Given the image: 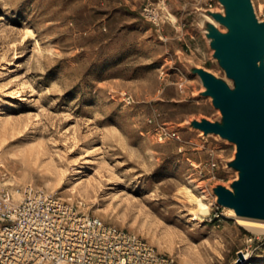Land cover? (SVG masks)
Here are the masks:
<instances>
[{
  "label": "rangeland",
  "instance_id": "374dc122",
  "mask_svg": "<svg viewBox=\"0 0 264 264\" xmlns=\"http://www.w3.org/2000/svg\"><path fill=\"white\" fill-rule=\"evenodd\" d=\"M252 1L264 21V0ZM148 3L158 9L157 24L142 15ZM207 9L221 5L0 0V188L16 196L20 187L42 188L178 264H234L249 236L264 241V231L231 216L212 192L237 178L226 165L235 146L188 127L220 116L188 68L225 76L202 28ZM160 127L180 138L158 141ZM212 159L218 177L211 181ZM196 186L210 205L198 218L183 192L199 198ZM250 264H264V243Z\"/></svg>",
  "mask_w": 264,
  "mask_h": 264
},
{
  "label": "water",
  "instance_id": "95a60500",
  "mask_svg": "<svg viewBox=\"0 0 264 264\" xmlns=\"http://www.w3.org/2000/svg\"><path fill=\"white\" fill-rule=\"evenodd\" d=\"M217 1L221 10H204L213 21L204 17L202 28L225 76L192 63L188 68L201 80L200 95L211 98L220 116L192 119L188 127L235 145L226 165L237 178L212 188L216 203L238 217L264 220V21L252 0Z\"/></svg>",
  "mask_w": 264,
  "mask_h": 264
},
{
  "label": "built area",
  "instance_id": "2783aa9c",
  "mask_svg": "<svg viewBox=\"0 0 264 264\" xmlns=\"http://www.w3.org/2000/svg\"><path fill=\"white\" fill-rule=\"evenodd\" d=\"M142 15L159 22L158 9L150 3ZM122 100L127 105L134 101L127 92ZM155 134L160 142L180 138L165 127ZM217 167L212 159L208 180L217 179ZM16 194L0 188V264H178L141 236L84 213L56 194L31 185ZM246 243L234 264H250L253 251L264 241L249 236Z\"/></svg>",
  "mask_w": 264,
  "mask_h": 264
},
{
  "label": "bare ground",
  "instance_id": "6f19581e",
  "mask_svg": "<svg viewBox=\"0 0 264 264\" xmlns=\"http://www.w3.org/2000/svg\"><path fill=\"white\" fill-rule=\"evenodd\" d=\"M200 15V14H199ZM203 16L205 17V18H207V19H210V20H212L213 21V18L210 16V15H208V14H206V13H204L203 14ZM223 30H224V28H222ZM30 34H33V32H32V30H30L29 29V31H28ZM234 145V144H233ZM235 146V145H234ZM196 187H198V188H200L199 186H196ZM201 189V197H196L193 193H192V191L188 188V187H185V188H183V192H184V195H185V197H186V199L191 203V204H193V205H195L196 206V208H195V214H196V216H195V218H198L199 216V214H207V213H209V211H210V205L208 204V203H205L204 202V200H206V199H208V196L206 195V191L205 190H202V188H200ZM214 195V194H213ZM215 196V195H214ZM215 199H216V197H215ZM225 210L226 211H228L229 213H230V215L231 216H233V217H236L237 219H239L240 221L242 220V221H248V222H250V223H252V224H246L245 223V225H248V226H250L253 230H255V231H257V232H262V231H264V220H258V219H251V218H243V217H238L236 214H235V212H234V210L233 209H231V208H227V207H225ZM229 215V216H230ZM247 222V223H248ZM254 223V224H253ZM194 248V247H193ZM193 251V250H192ZM199 251V250H198ZM202 254V253H201Z\"/></svg>",
  "mask_w": 264,
  "mask_h": 264
}]
</instances>
